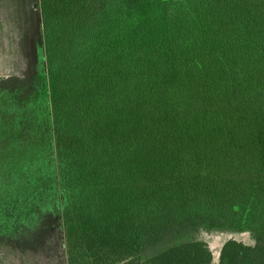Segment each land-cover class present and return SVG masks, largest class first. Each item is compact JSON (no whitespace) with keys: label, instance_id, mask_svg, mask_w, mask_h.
Here are the masks:
<instances>
[{"label":"trees","instance_id":"16d2710c","mask_svg":"<svg viewBox=\"0 0 264 264\" xmlns=\"http://www.w3.org/2000/svg\"><path fill=\"white\" fill-rule=\"evenodd\" d=\"M38 10L66 264H264V0Z\"/></svg>","mask_w":264,"mask_h":264},{"label":"rangeland","instance_id":"374dc122","mask_svg":"<svg viewBox=\"0 0 264 264\" xmlns=\"http://www.w3.org/2000/svg\"><path fill=\"white\" fill-rule=\"evenodd\" d=\"M45 71L38 0H0V264H66ZM190 235L208 244L211 264L225 241L254 242L226 226Z\"/></svg>","mask_w":264,"mask_h":264},{"label":"flooded vegetation","instance_id":"af4514ba","mask_svg":"<svg viewBox=\"0 0 264 264\" xmlns=\"http://www.w3.org/2000/svg\"><path fill=\"white\" fill-rule=\"evenodd\" d=\"M53 159H50V161H52ZM56 200V199H55Z\"/></svg>","mask_w":264,"mask_h":264}]
</instances>
